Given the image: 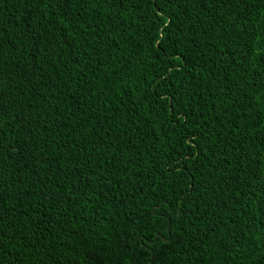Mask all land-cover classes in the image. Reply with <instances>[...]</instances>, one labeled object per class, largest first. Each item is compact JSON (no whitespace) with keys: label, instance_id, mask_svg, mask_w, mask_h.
I'll return each instance as SVG.
<instances>
[{"label":"trees","instance_id":"trees-1","mask_svg":"<svg viewBox=\"0 0 264 264\" xmlns=\"http://www.w3.org/2000/svg\"><path fill=\"white\" fill-rule=\"evenodd\" d=\"M0 264H264V0H0Z\"/></svg>","mask_w":264,"mask_h":264}]
</instances>
